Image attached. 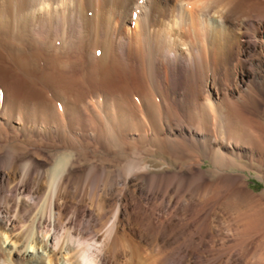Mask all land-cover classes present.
Here are the masks:
<instances>
[{"label": "bare ground", "instance_id": "6f19581e", "mask_svg": "<svg viewBox=\"0 0 264 264\" xmlns=\"http://www.w3.org/2000/svg\"><path fill=\"white\" fill-rule=\"evenodd\" d=\"M244 171L264 0H0V264H264Z\"/></svg>", "mask_w": 264, "mask_h": 264}, {"label": "rangeland", "instance_id": "374dc122", "mask_svg": "<svg viewBox=\"0 0 264 264\" xmlns=\"http://www.w3.org/2000/svg\"><path fill=\"white\" fill-rule=\"evenodd\" d=\"M152 162V163H151ZM150 163L151 164H159V160L154 159L152 160ZM209 165L207 163H205L203 165L204 168H207ZM244 173L246 175H248L247 177V182H248V186L249 188H251L254 192H261L264 190V182L258 177L257 173L255 171H244ZM17 230V228L15 229V231Z\"/></svg>", "mask_w": 264, "mask_h": 264}]
</instances>
